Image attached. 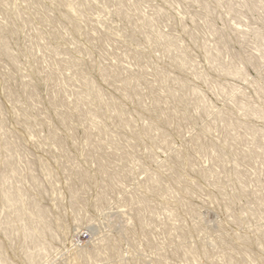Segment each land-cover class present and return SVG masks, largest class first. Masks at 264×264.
<instances>
[{
  "label": "rangeland",
  "instance_id": "obj_1",
  "mask_svg": "<svg viewBox=\"0 0 264 264\" xmlns=\"http://www.w3.org/2000/svg\"><path fill=\"white\" fill-rule=\"evenodd\" d=\"M241 1L0 0L1 264H264V14Z\"/></svg>",
  "mask_w": 264,
  "mask_h": 264
},
{
  "label": "bare ground",
  "instance_id": "obj_2",
  "mask_svg": "<svg viewBox=\"0 0 264 264\" xmlns=\"http://www.w3.org/2000/svg\"><path fill=\"white\" fill-rule=\"evenodd\" d=\"M238 1H240V0H238ZM243 1V0H242ZM242 1H241V3H242ZM245 1V0H244ZM251 2H250V6H251V8H253L255 11H257V12H260L261 11V13L262 14H264V0H250ZM249 2V1H248ZM246 3V2H245ZM240 6V5H239ZM241 7V6H240ZM68 9L70 10V11H72V12H76L77 11V8L75 7V5H70L69 4V6H68ZM68 10V12L70 13V11ZM121 10V9H120ZM79 12V11H78ZM250 13V12H249ZM76 14H77V12H76ZM76 14H74L75 16H76ZM79 14V13H78ZM83 15V14H82ZM250 15V14H249ZM78 16V15H77ZM264 16V15H263ZM73 17V16H72ZM252 31V30H251ZM253 32V31H252ZM256 34H257V32H256ZM256 38V37H255ZM262 40V39H261ZM259 41V40H258ZM166 48V47H165ZM164 48V49H165ZM168 50H170V49H168ZM257 51V50H256ZM259 52V51H258ZM257 53V52H256ZM261 55V54H260ZM264 55V54H263ZM54 57V56H53ZM259 59V58H258ZM66 63H67V61H66ZM262 67V66H261ZM59 68V67H58ZM61 72V71H60ZM50 79V78H49ZM125 85V84H124ZM132 85H133V83H132ZM130 86V85H129ZM132 87V86H131ZM131 87H130V89H131ZM81 88V87H80ZM94 90V89H93ZM98 90V89H97ZM96 90V91H97ZM86 91V90H85ZM60 92V91H59ZM92 93V92H91ZM83 94V93H82ZM97 94V93H96ZM174 95V94H173ZM93 96V95H92ZM100 96V95H99ZM160 97V96H159ZM90 101V100H89ZM74 111V110H73ZM160 142V141H159ZM162 144V143H161ZM8 166V165H7ZM10 166V165H9ZM152 177V176H151ZM151 179V178H150ZM152 181V180H151ZM147 182V181H146ZM17 199H19V198H17ZM129 200V199H128ZM3 201L5 202V203H11V204H15L17 201H16V199H13V197L9 194V192H8V190H5L4 191V195H3ZM35 210V209H34ZM137 214V213H136ZM43 214L42 213H39L38 214V222H36V224L35 225H33V226H31V227H23V229L21 230V233L25 236V237H27V238H31V237H35L36 235H37V231H38V224H39V222L40 221H42V219H43ZM17 218L19 219V220H24V217H23V214H20V215H18L17 216ZM19 232V231H18ZM39 233V232H38ZM1 252V251H0ZM1 264V263H0ZM4 264V263H3Z\"/></svg>",
  "mask_w": 264,
  "mask_h": 264
}]
</instances>
